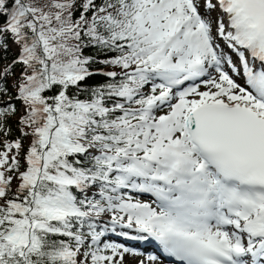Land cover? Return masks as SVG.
<instances>
[{
	"label": "snow or ice",
	"instance_id": "6c2138e0",
	"mask_svg": "<svg viewBox=\"0 0 264 264\" xmlns=\"http://www.w3.org/2000/svg\"><path fill=\"white\" fill-rule=\"evenodd\" d=\"M128 256L264 264V0H0V264Z\"/></svg>",
	"mask_w": 264,
	"mask_h": 264
},
{
	"label": "rangeland",
	"instance_id": "374dc122",
	"mask_svg": "<svg viewBox=\"0 0 264 264\" xmlns=\"http://www.w3.org/2000/svg\"><path fill=\"white\" fill-rule=\"evenodd\" d=\"M136 260L137 259H135L134 257L128 256V257H126V264H136Z\"/></svg>",
	"mask_w": 264,
	"mask_h": 264
},
{
	"label": "trees",
	"instance_id": "16d2710c",
	"mask_svg": "<svg viewBox=\"0 0 264 264\" xmlns=\"http://www.w3.org/2000/svg\"><path fill=\"white\" fill-rule=\"evenodd\" d=\"M102 79H103V78H101V77H96V78L90 79V80L88 81V83H89V84L100 83V82H102Z\"/></svg>",
	"mask_w": 264,
	"mask_h": 264
},
{
	"label": "bare ground",
	"instance_id": "6f19581e",
	"mask_svg": "<svg viewBox=\"0 0 264 264\" xmlns=\"http://www.w3.org/2000/svg\"><path fill=\"white\" fill-rule=\"evenodd\" d=\"M135 259H138L137 257H135Z\"/></svg>",
	"mask_w": 264,
	"mask_h": 264
}]
</instances>
